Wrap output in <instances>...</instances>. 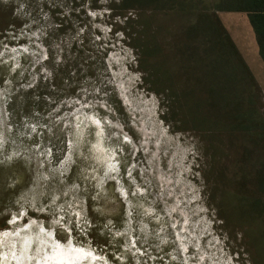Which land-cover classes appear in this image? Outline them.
<instances>
[{
  "label": "rangeland",
  "instance_id": "1",
  "mask_svg": "<svg viewBox=\"0 0 264 264\" xmlns=\"http://www.w3.org/2000/svg\"><path fill=\"white\" fill-rule=\"evenodd\" d=\"M121 2L0 0V264L54 243L83 249L76 264H248L201 175L205 141L145 87ZM176 20L147 30L168 62Z\"/></svg>",
  "mask_w": 264,
  "mask_h": 264
},
{
  "label": "trees",
  "instance_id": "2",
  "mask_svg": "<svg viewBox=\"0 0 264 264\" xmlns=\"http://www.w3.org/2000/svg\"><path fill=\"white\" fill-rule=\"evenodd\" d=\"M121 3L137 11L127 38L136 48L146 89L163 100L164 116L174 128L205 141L200 171L215 214L238 239L247 263L264 264V97L217 14L246 13L264 62V0ZM146 6L150 19L143 14ZM158 14L177 19L169 62L158 38L160 26L147 34ZM226 162L231 163L229 177Z\"/></svg>",
  "mask_w": 264,
  "mask_h": 264
},
{
  "label": "crops",
  "instance_id": "3",
  "mask_svg": "<svg viewBox=\"0 0 264 264\" xmlns=\"http://www.w3.org/2000/svg\"><path fill=\"white\" fill-rule=\"evenodd\" d=\"M219 16L222 20V24L230 35L231 39L238 48L241 56L243 57L245 63L249 67L251 73L253 74L257 84L260 86L264 94V62L259 56L257 43L255 40L254 33L251 29V26L247 20L246 13L240 11H219ZM242 20V24L251 40V49L247 51L244 46H241L240 39L235 35L237 33V28L235 27V21L238 19ZM234 20V21H233Z\"/></svg>",
  "mask_w": 264,
  "mask_h": 264
},
{
  "label": "bare ground",
  "instance_id": "4",
  "mask_svg": "<svg viewBox=\"0 0 264 264\" xmlns=\"http://www.w3.org/2000/svg\"><path fill=\"white\" fill-rule=\"evenodd\" d=\"M50 252H44L42 255L39 254L37 256L35 264H76L75 262L82 261V257L87 254L83 249L77 248H70L67 246H61L54 243V245H50ZM25 248L24 244L21 245L20 249L23 250ZM44 245L42 246L41 243H37L35 253H40L43 249ZM25 254L19 259H16L17 264L20 263L21 259L28 257ZM86 264H90L87 262Z\"/></svg>",
  "mask_w": 264,
  "mask_h": 264
},
{
  "label": "snow or ice",
  "instance_id": "5",
  "mask_svg": "<svg viewBox=\"0 0 264 264\" xmlns=\"http://www.w3.org/2000/svg\"><path fill=\"white\" fill-rule=\"evenodd\" d=\"M57 223H59V221H57ZM63 238V237H62Z\"/></svg>",
  "mask_w": 264,
  "mask_h": 264
}]
</instances>
